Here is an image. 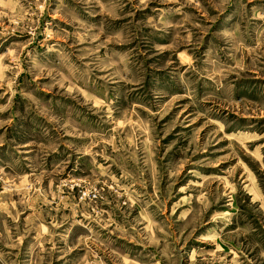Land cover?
Returning a JSON list of instances; mask_svg holds the SVG:
<instances>
[{
    "label": "rangeland",
    "instance_id": "rangeland-1",
    "mask_svg": "<svg viewBox=\"0 0 264 264\" xmlns=\"http://www.w3.org/2000/svg\"><path fill=\"white\" fill-rule=\"evenodd\" d=\"M0 264H264V0H0Z\"/></svg>",
    "mask_w": 264,
    "mask_h": 264
}]
</instances>
